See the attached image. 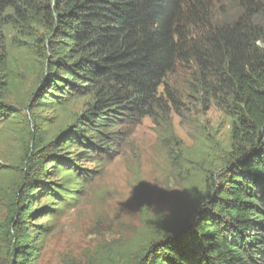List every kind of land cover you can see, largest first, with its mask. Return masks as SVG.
<instances>
[{
  "label": "trees",
  "instance_id": "1",
  "mask_svg": "<svg viewBox=\"0 0 264 264\" xmlns=\"http://www.w3.org/2000/svg\"><path fill=\"white\" fill-rule=\"evenodd\" d=\"M239 1L245 16L227 20L212 0H0V96L15 81L8 43L27 42L42 75L31 110L88 100L64 132L46 138L43 129L30 131L10 228L0 229L11 244L0 264L30 261L22 249L14 254L33 212L24 204L43 187L48 164L56 171L66 165L61 147L75 139L92 153H109L124 124L151 116L155 102L176 103L168 88L159 89L184 67L197 71L192 81L201 91L226 96L230 148L202 175L204 192L189 216L110 264H264V0ZM13 109L0 101L1 113ZM77 168H65L69 179ZM67 185L44 191L61 199Z\"/></svg>",
  "mask_w": 264,
  "mask_h": 264
},
{
  "label": "rangeland",
  "instance_id": "2",
  "mask_svg": "<svg viewBox=\"0 0 264 264\" xmlns=\"http://www.w3.org/2000/svg\"><path fill=\"white\" fill-rule=\"evenodd\" d=\"M212 7L227 20H238L247 12L239 0H212ZM8 47L15 81L0 101L14 109L9 116L0 112V229L10 228L21 171H26L25 151L32 145L30 131L43 129L46 138L64 132L76 125L88 101L75 97L63 105L31 110V94L42 84L39 62L32 44ZM194 72L184 67L167 79L168 86L159 93L168 88L176 103L155 102L151 116L124 124L110 142L109 153H92L75 139L61 147L65 149L58 152V160L66 165L56 171V164H48L43 187L24 204L33 212L25 220L23 243L15 255L25 251L28 264H110L128 258L150 238L170 233L189 216L204 192L202 175L230 148L233 122L224 106L226 96L201 91L192 81ZM15 112L19 117L8 119ZM75 165L80 173L69 179L65 168ZM73 180L77 183H70ZM63 182H69L66 188L71 192L61 194V199L44 191H62L58 186ZM37 240L35 252L28 254ZM9 248L11 244L0 237V263Z\"/></svg>",
  "mask_w": 264,
  "mask_h": 264
}]
</instances>
